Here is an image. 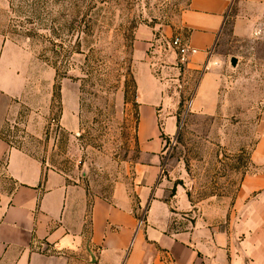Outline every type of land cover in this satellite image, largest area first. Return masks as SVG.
<instances>
[{
  "label": "rangeland",
  "instance_id": "obj_1",
  "mask_svg": "<svg viewBox=\"0 0 264 264\" xmlns=\"http://www.w3.org/2000/svg\"><path fill=\"white\" fill-rule=\"evenodd\" d=\"M190 2L0 0V63L7 70L16 61L20 80L11 103L16 114L3 136L93 196H133L142 160L136 34L140 28L168 29L172 38L158 36L172 43L181 37ZM174 52L151 61L169 98L165 117H176L164 175L171 186L185 187L197 206L233 205L245 176L264 173V165L252 161L264 136V45L257 49V43L229 38L214 83L204 86L203 75L191 76L168 60Z\"/></svg>",
  "mask_w": 264,
  "mask_h": 264
},
{
  "label": "crops",
  "instance_id": "obj_2",
  "mask_svg": "<svg viewBox=\"0 0 264 264\" xmlns=\"http://www.w3.org/2000/svg\"><path fill=\"white\" fill-rule=\"evenodd\" d=\"M181 31L196 51L183 65L186 73L203 75V86L213 84L229 38L257 43V49L264 45V0H191ZM159 32L169 39L175 34L140 28L134 43L142 160L133 196H93L3 136L6 121L16 114L11 103L20 80L17 62L9 61L14 68L4 70L1 61L0 264H264V196L257 197L264 173L245 176L233 205L200 206L185 187L171 186L162 175L176 117H165L169 98L151 63L170 51L160 50ZM174 53L169 61H178ZM5 80L10 85H2ZM252 161L264 165V136Z\"/></svg>",
  "mask_w": 264,
  "mask_h": 264
},
{
  "label": "built area",
  "instance_id": "obj_3",
  "mask_svg": "<svg viewBox=\"0 0 264 264\" xmlns=\"http://www.w3.org/2000/svg\"><path fill=\"white\" fill-rule=\"evenodd\" d=\"M159 48L160 50L166 48L170 51H175L177 56H178V61L179 63L183 66L185 64H187L188 62V57L192 54H195L196 51L192 50L188 47V45H186L181 37H176L173 39L172 43L170 42H166L165 39H159ZM218 65V63L216 64ZM209 63L207 64V66L205 67L206 70L209 69ZM162 175H164V173H162Z\"/></svg>",
  "mask_w": 264,
  "mask_h": 264
},
{
  "label": "water",
  "instance_id": "obj_4",
  "mask_svg": "<svg viewBox=\"0 0 264 264\" xmlns=\"http://www.w3.org/2000/svg\"><path fill=\"white\" fill-rule=\"evenodd\" d=\"M231 63H232V66L233 67H236V65H237V59L236 58H232L231 59Z\"/></svg>",
  "mask_w": 264,
  "mask_h": 264
}]
</instances>
